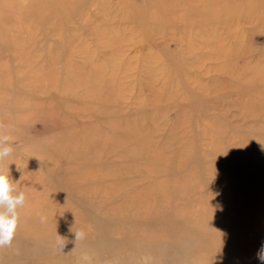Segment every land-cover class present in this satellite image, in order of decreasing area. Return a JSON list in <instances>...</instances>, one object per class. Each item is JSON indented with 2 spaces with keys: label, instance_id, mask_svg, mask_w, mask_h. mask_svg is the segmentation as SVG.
<instances>
[{
  "label": "rangeland",
  "instance_id": "1",
  "mask_svg": "<svg viewBox=\"0 0 264 264\" xmlns=\"http://www.w3.org/2000/svg\"><path fill=\"white\" fill-rule=\"evenodd\" d=\"M86 1L6 20L0 171L25 204L0 264H264V0L210 23Z\"/></svg>",
  "mask_w": 264,
  "mask_h": 264
},
{
  "label": "bare ground",
  "instance_id": "2",
  "mask_svg": "<svg viewBox=\"0 0 264 264\" xmlns=\"http://www.w3.org/2000/svg\"><path fill=\"white\" fill-rule=\"evenodd\" d=\"M64 1H67V4L70 3V4L74 5V3H73L74 0H57V2H61V3ZM238 1L239 0H147V2H148L147 10L149 11V14L145 17L139 16L137 13H136V15L139 18H148V19L153 20L154 22L155 21L159 22L163 16V14L167 15V16H173V17L177 18L178 20H180L181 18L184 19L185 16L199 17V18L203 17L207 23H210L212 19H214V21H218V20H220L221 16H223L224 14H227V13H231V12L244 11L247 14L251 13V12L254 13L253 8L245 9V7H243L242 3L244 1L241 3H236ZM79 3L81 4V2H79ZM232 3H235V4H232ZM21 5L22 4H20L19 0H0V43L4 44L5 49L8 48L9 44L5 43L3 41V36H5V34L3 33V30L6 29V30L11 31L12 33H15V30L18 28V25H16L17 24L16 22L18 21L16 16H15V18H13L15 23L7 24L6 20L11 19V17H14V15L18 11L21 12L22 10H24V9H21ZM82 5H85V8H87V5H93L95 7V11H99V9H100L99 5H101L102 8L107 7V3H103L102 0H88L84 3H82ZM161 12L163 14H160ZM85 13H86V11H84L83 9L81 10V8H80V11L78 12L79 16H78L76 11H75L74 16L78 17V19L80 18V20H83V21L87 22L88 24H91V22L87 18H85L87 16V15H85ZM257 14L262 15V14H264V12L263 13L258 12ZM110 19H112V16L109 14H104L101 17L102 22L110 23V26L112 27V24H111L112 22L110 21ZM120 21H121L120 25L123 27L124 25H127L131 20L123 18ZM6 25L7 26L10 25V26L7 28ZM159 28L163 29V27H161L160 25H159ZM106 29L111 30L108 28H106ZM159 31H161V30H159ZM150 34L152 35L151 32H150ZM168 35H171V34H168ZM202 36H203V34H202ZM196 37H199V36L196 35ZM117 38L118 37L116 36V39ZM116 39H115V41L108 39V41L115 43ZM103 42H105V41H103ZM110 42H105V44L107 45V49L109 48L108 46H109ZM118 42H120L119 38H118ZM179 42H180V40H179ZM33 43H34V41H33ZM114 43H111V44L113 45ZM103 47H105V46H103ZM113 47H114V45H113ZM113 47L111 49V52L108 51V53H107V55L109 57L113 56V54H112ZM207 48H208V46H207ZM119 49H120V47H119ZM124 49H125V47H124ZM121 52H122V50H121ZM91 53H92V51H91ZM123 53H124V51H123ZM0 55H1V52H0ZM150 55H153V54H150ZM92 56H94V55H92ZM150 57H152V56H150ZM205 57H206V55H205ZM200 58L203 59L204 57H200ZM153 59H155V58H153ZM92 63H94V62L92 61ZM98 65H93V66H96L94 69L99 71ZM71 75H72L71 72L68 70L66 72V74L64 75V77L63 76L60 77L61 80L54 82L56 84L53 85V83L50 82V85H51L50 89L59 87L63 81L67 82V80L70 79ZM48 76H54V73H49ZM108 81L111 82L112 80L109 79ZM76 85L78 87L81 86V84H73V87H76ZM88 108L92 109L90 107H88ZM110 108H111V105H109L108 107H104L103 109H100V110H97L96 107H94V110H96L97 111L96 113L100 114V115L103 113L104 114L105 113H111L114 116L115 113ZM112 108H114V107H112ZM108 116H110V115H108ZM104 122L107 123V126H110L109 125L110 122L106 119V117H105ZM121 138L124 139V137H121Z\"/></svg>",
  "mask_w": 264,
  "mask_h": 264
},
{
  "label": "clouds",
  "instance_id": "3",
  "mask_svg": "<svg viewBox=\"0 0 264 264\" xmlns=\"http://www.w3.org/2000/svg\"><path fill=\"white\" fill-rule=\"evenodd\" d=\"M11 137L0 134V161L10 156L13 148L6 144ZM15 188L9 181L8 176L0 171V247L10 245L18 224V207L25 204L24 192L14 194ZM219 208L220 205L218 204ZM43 221V217L41 218ZM84 232L80 231L75 234V240L84 238ZM256 259L264 262V241L256 253Z\"/></svg>",
  "mask_w": 264,
  "mask_h": 264
}]
</instances>
